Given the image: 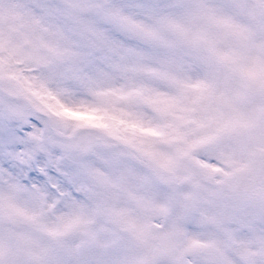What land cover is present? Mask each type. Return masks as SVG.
Returning a JSON list of instances; mask_svg holds the SVG:
<instances>
[{"label":"snow or ice","instance_id":"6c2138e0","mask_svg":"<svg viewBox=\"0 0 264 264\" xmlns=\"http://www.w3.org/2000/svg\"><path fill=\"white\" fill-rule=\"evenodd\" d=\"M0 264H264V0H0Z\"/></svg>","mask_w":264,"mask_h":264}]
</instances>
